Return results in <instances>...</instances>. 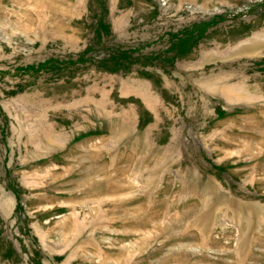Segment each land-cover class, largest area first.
I'll return each mask as SVG.
<instances>
[{
	"label": "rangeland",
	"instance_id": "obj_1",
	"mask_svg": "<svg viewBox=\"0 0 264 264\" xmlns=\"http://www.w3.org/2000/svg\"><path fill=\"white\" fill-rule=\"evenodd\" d=\"M0 264H264V0H0Z\"/></svg>",
	"mask_w": 264,
	"mask_h": 264
}]
</instances>
